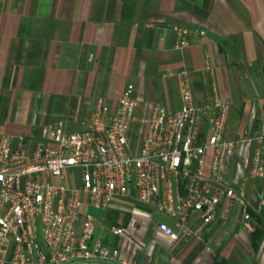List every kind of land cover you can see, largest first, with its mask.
<instances>
[{
  "label": "crops",
  "instance_id": "0c3cea01",
  "mask_svg": "<svg viewBox=\"0 0 264 264\" xmlns=\"http://www.w3.org/2000/svg\"><path fill=\"white\" fill-rule=\"evenodd\" d=\"M178 28L189 31L182 50L175 48ZM183 69L198 103L217 88L235 135L252 114L264 124V0H0V137L41 140V128L59 121L75 130L96 100L114 109L128 85L139 102L137 118L154 103L174 112L178 81L166 75ZM245 193L252 232L238 210L221 212L201 237L171 246L151 227L134 264H264V180L251 181ZM136 207L141 222L150 214L152 224L174 226ZM89 211L83 209L94 219ZM94 211L95 238L118 247L110 230L131 215Z\"/></svg>",
  "mask_w": 264,
  "mask_h": 264
},
{
  "label": "built area",
  "instance_id": "2783aa9c",
  "mask_svg": "<svg viewBox=\"0 0 264 264\" xmlns=\"http://www.w3.org/2000/svg\"><path fill=\"white\" fill-rule=\"evenodd\" d=\"M173 31L175 48L188 47L189 31ZM166 77L178 81L174 112L154 103L137 118L128 85L114 109L96 100L75 130L59 121L41 128V140L0 137V264H134L148 228L171 246L201 237L221 212L238 210L245 231H253L245 190L264 180V124L252 114L237 136L216 87L198 103L186 70ZM137 203L174 226L152 224L150 214L141 222ZM84 208L131 215L110 230L118 247L95 238Z\"/></svg>",
  "mask_w": 264,
  "mask_h": 264
},
{
  "label": "rangeland",
  "instance_id": "374dc122",
  "mask_svg": "<svg viewBox=\"0 0 264 264\" xmlns=\"http://www.w3.org/2000/svg\"><path fill=\"white\" fill-rule=\"evenodd\" d=\"M231 128H230V126H229V129H228V131L230 130ZM89 213L94 217V219H96V220H98L99 219V215H100V213H98V212H95L94 210H92V209H90V211H89Z\"/></svg>",
  "mask_w": 264,
  "mask_h": 264
}]
</instances>
